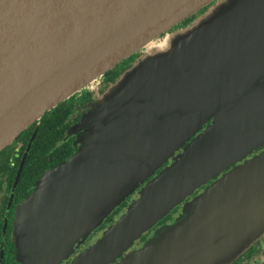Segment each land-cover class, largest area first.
<instances>
[{
  "label": "water",
  "instance_id": "water-1",
  "mask_svg": "<svg viewBox=\"0 0 264 264\" xmlns=\"http://www.w3.org/2000/svg\"><path fill=\"white\" fill-rule=\"evenodd\" d=\"M214 1L0 0V153L46 113L142 54L80 121L79 129L87 134L78 152L47 171L19 205L13 237L22 264L68 259L138 191L140 197L71 263L112 264L194 189L264 143L254 144L264 131L246 141L254 144L249 151L239 146L247 139L238 140L242 132L221 137L229 124L253 125L238 108L216 115L229 102L254 99L241 94L254 81L242 79L243 68L233 62L260 53L248 71L264 61V47L242 49L246 42L264 41V0H223L195 24L172 32ZM215 61L221 66L190 78ZM222 76L230 81L218 87L230 92L209 97L206 87ZM255 93L253 102L258 101ZM212 118L213 126L190 142ZM187 142L181 156L192 150L196 165L169 176L182 163L166 166L170 156ZM263 182L261 154L211 184L200 207L186 206L181 223L158 229L126 261L234 263L264 237V194L256 190Z\"/></svg>",
  "mask_w": 264,
  "mask_h": 264
},
{
  "label": "flooded vegetation",
  "instance_id": "flooded-vegetation-1",
  "mask_svg": "<svg viewBox=\"0 0 264 264\" xmlns=\"http://www.w3.org/2000/svg\"><path fill=\"white\" fill-rule=\"evenodd\" d=\"M182 27H186V26L177 27V28L173 29L172 32H174L177 29H181ZM258 42H260V41H258ZM262 43H264V41H261V43H258V44H262ZM262 47H263V45H259L257 49L261 50ZM141 56H142V54L136 55V57L129 63V65L125 66L124 70L126 71V69H129L130 67H132L137 61H139L141 59ZM254 61L255 60L252 61V60H244L243 59L242 61L233 62L234 64L237 63L238 66L243 68V70L241 72V75L244 74L242 79L254 81L252 83L250 81H248L246 90L241 92V94H243V95L248 93L247 94L248 96L251 95L250 99H252V98H254V99L250 102L238 101V102H236L235 105L230 104L231 102H229L224 107H218L219 109L216 112V115L219 116V115H221V112L225 111V112L232 113L231 110L238 108V113L242 115L241 116L242 118L248 119L251 122H253V125L250 128H245V127L240 126V125L233 126V125L229 124V125H227L226 128H224V132L221 134V137L224 134H226L228 137L231 138V137H233V134L232 135L229 134L231 131L242 132L244 135L239 136L238 140L240 138H241V140L242 139L244 140L245 136L247 137V139L245 141H241L239 146L242 144L243 145L245 144L243 146V148H244V150H247V151H249V149L254 144L259 143L261 138L264 137V134L261 135L259 140L257 142H255L254 144L252 142H246V141H250L254 136H256L259 133H263V131H264V110L262 109V108H264V61H262V63L261 62L258 63V65L254 69H252V70L249 69L247 71V69L249 67L251 68V66L256 63ZM225 65H228V63L225 62ZM124 70L120 73L119 77L123 74V72H125ZM244 70H245V72H243ZM119 77L117 76L114 79H108L106 76H104L95 85V89H91L88 87V88H85L84 90H82L80 93L74 95V97H73L74 101L69 103V107L67 109H65L66 111H68V113L70 115L68 118V122H66V124H64V126L67 127L66 133H65L64 137L60 138L61 141L55 147L54 151H56V150L62 151V153L64 154L65 153V147L62 149H59V148L63 147L62 145L67 143L73 149V153L69 156L68 159H70L72 156H74L78 152V150L82 146V142L84 140V137L87 134L86 129H79L78 126H79L80 121L83 119V117L86 114L89 113V111L92 109V107L98 101L99 96L102 95L110 85L115 83ZM212 80H214V78ZM226 81H228V82L230 81L229 78L227 79V76L220 77L218 79V86L219 85L222 86V84ZM218 86L217 87L213 86L211 88V91L209 93L210 94L209 97H213V98L216 96L220 97V92H230V90L228 88L218 87ZM237 87H239V85ZM252 91L256 92L255 94H256V97L258 98L257 102H253L255 100V97L252 95ZM214 103L223 104L225 102H223V103L222 102H214ZM251 107H252V109H251ZM69 110H70V112H69ZM214 121H215V118H212L210 121H208L205 124L204 128L200 129L191 138L190 142H192L195 137H198L202 133H204L203 131H206L211 126H213ZM39 126H40V123H37L35 125L34 132H35L37 127L39 129ZM34 132H33V134H34ZM33 134H32V136H33ZM70 134H72V135L70 136ZM32 136H31V138H32ZM31 138H30V140H31ZM30 140H29V142H30ZM29 142H28V144H29ZM262 142H264V140H262ZM14 143L12 145H14ZM28 144H27V147H28ZM22 147H23L22 142H18L17 145H15V149H14V151L11 152V154L9 155V158L8 157L4 158V159L8 158L7 164L4 163V159L2 160L0 158V264H22L20 262V259L18 256V247L16 245V239L13 237L16 212H17L19 205L29 196V192L31 191V189H33V190L35 189L36 182L41 178L42 175H44L49 169H51V168H45L46 171L44 173H42L39 176V178H37L38 177L37 176L36 180H34V177H35V175L38 174L37 172L33 173V177L25 178L27 180L24 181V169H25L24 167H25V164L27 162V159H28V156L30 153L29 152L27 155V159L25 161L24 167L21 171L20 177H19V179H17L18 173L20 170V164H21V161L23 160V157H24V155L26 153V149H27V147H26L25 151L21 155ZM31 148H32V146H31ZM252 149H253V147L251 148V150ZM30 151H31V149H30ZM263 151H264V143L262 145H259L257 148H254L252 151V154L247 155L243 160H241L240 162L230 166L229 169L224 170L223 172H221V174L219 176H217L213 180L209 181L205 186L202 187L203 191L205 190L204 188L208 187L213 182L222 178L223 175L228 173L230 170H232L236 166L242 165L245 161H248V160L252 159L253 157L260 155ZM1 153H0V155H1ZM55 158H57V157H55ZM18 159H20V163L18 166H16L15 162ZM68 159H66V160H68ZM169 164H171V163L168 162L166 165H169ZM39 169L41 170V168H39ZM29 183L32 184V186H29ZM24 187H25V190L23 189ZM203 191L202 190L196 191V195L201 194V192H203ZM139 197L140 196L138 195V191L133 193L130 197H128L126 199V201H124L114 211L122 212L119 215V216H121L127 210L128 206L131 204V202L133 200L138 199ZM169 219H170V215L168 217H166L163 221L158 223V225L155 226L151 231L146 233L143 236V238L135 244V248H133L132 249L133 251L131 250V252L140 250L144 246V244L146 242H148L154 236L155 231L159 227H161L162 225H165V224L172 223V221L170 222ZM172 219H173V217H172ZM108 227H109V225L101 231H105ZM96 231L89 237V239L87 240V242L84 245H82L79 249L76 250V252L73 255H71L68 259H65L64 261H62L60 264H71L72 261L77 257V255L80 252H82L84 249H86L89 245L93 244L99 238V237L97 238V232ZM239 258L240 259L242 258V260H240V261L244 264H259V263H261V260H263V258H264V237H262V240L260 239V241L259 240L256 241L253 244V248L250 251L248 250L247 252H245Z\"/></svg>",
  "mask_w": 264,
  "mask_h": 264
},
{
  "label": "trees",
  "instance_id": "trees-1",
  "mask_svg": "<svg viewBox=\"0 0 264 264\" xmlns=\"http://www.w3.org/2000/svg\"><path fill=\"white\" fill-rule=\"evenodd\" d=\"M205 8L201 12H199L197 15L189 18L188 20L181 23L179 26H187L190 24L195 17H198L199 15L203 14L206 10ZM176 27V28H177ZM138 55V54H137ZM136 57L132 56L129 59L123 61L121 64H119L117 67L112 69L110 72H108L105 76L108 79H114L117 76L119 77L120 73L124 70L126 65H129V63ZM127 70V69H126ZM125 71V70H124ZM124 73V72H123ZM80 93V92H79ZM74 97V96H73ZM71 97L66 102L62 103L61 105L54 108L52 111L45 114V116L38 122L40 123L39 129L37 131L36 138L32 144L31 151L29 153L27 162L25 164L24 169V181L27 180L25 178L33 177V173L37 172L38 174L35 175L34 180H36V177L39 178V176L46 171L45 168H53L60 163L66 161V159L69 158V156L73 153V149L69 146V144L65 143L62 145L63 147H60L59 149H62L65 147V153L63 154L62 151H54L55 147L60 143L62 137H64L66 133V122H68L69 113L65 109L69 107V103L74 101V98ZM70 112V110H69ZM37 124V123H36ZM31 126L28 130H26L20 137L17 139V141L14 143V145L7 147V149L1 153L0 158L3 160L5 157L9 158V155L12 151L15 149V145H17L18 142L23 143V147L21 149V155L25 151L27 144L34 132L35 125ZM57 157V158H55ZM7 159H4V163L7 164ZM69 160V159H68ZM20 163V159H18L15 162V165L18 166ZM41 168V170L39 169ZM50 170V169H49ZM48 170V171H49ZM43 176V175H42ZM41 176V177H42ZM23 181V182H24ZM37 183V182H36ZM29 186H32V184L29 183ZM36 187V185H35ZM25 190V187L23 188ZM33 189L29 192V195H31L33 192ZM122 212L113 211L112 214L109 216V218L105 221L103 224V227L97 229V234L106 228L108 225L110 226L113 224L120 216ZM240 260L242 258L237 259L232 264H244ZM264 261L261 260V262Z\"/></svg>",
  "mask_w": 264,
  "mask_h": 264
},
{
  "label": "rangeland",
  "instance_id": "rangeland-1",
  "mask_svg": "<svg viewBox=\"0 0 264 264\" xmlns=\"http://www.w3.org/2000/svg\"><path fill=\"white\" fill-rule=\"evenodd\" d=\"M223 0H216V1H214V3H212L209 7H208V9L203 13V14H201L199 17H195V19L190 23V24H188V26L189 25H193V24H195L196 22H198L206 13H207V11H209L210 9H215V8H217V7H219V5H220V3L222 2ZM188 26H186V27H182L181 29H187L188 28ZM181 29H177V30H175L174 32H178L179 30H181ZM173 32V33H174ZM256 46H259V44H258V42H246V45H244L243 47H242V49H246V48H254V47H256ZM263 47H264V45H263ZM264 49V48H263ZM260 53H256V54H251L250 53V55H248V57H244V60H251L252 58H254V56L255 57H257L258 55H259ZM236 55H238V54H236ZM240 56V55H239ZM239 56H237V57H239ZM224 59H226V57L224 56ZM226 61V60H225ZM225 63V62H224ZM219 66H221V62L220 61H215V62H213L211 65H210V67H208V66H204V67H202L201 69H198V70H196V72H194L191 76H190V78H192V77H194V76H200V74L201 73H205V72H208V71H210V70H212L213 68H215V67H219ZM259 70V69H258ZM218 79L219 78H215L214 80H212V82L210 83V86H208V87H206V90H205V88H204V90H205V92H207L208 93V91L210 90L211 91V88L214 86V87H216V86H218ZM204 126H205V124L201 127V129L202 128H204ZM206 131H208V129L206 130ZM206 131H203V132H206ZM203 134V133H202ZM201 134V135H202ZM216 137V136H215ZM214 138V137H213ZM212 138V139H213ZM262 140H264V137L263 138H261V140L259 141V142H262ZM189 144V142H187L186 144H185V146H183V147H181V149L180 150H175L174 152H173V156H170V159L168 160V162L169 163H177V162H179L180 160H182V163H180L179 165H175V169L169 174V176L171 175L172 177H174L175 175H182L183 173H185L186 171H188L189 170V168H193L195 165H196V162H195V159H194V153H193V151L192 150H190V152H189V154H188V156H184V157H182L181 155H184V154H186V152H187V150L185 149L186 147H187V145ZM262 155L264 154V151L261 153ZM260 154V155H261ZM161 156V155H160ZM259 156V155H258ZM180 157V158H179ZM256 157V156H255ZM255 157H253V158H255ZM252 158V159H253ZM252 159H250V160H252ZM171 164H169V166H170ZM167 166V165H166ZM169 176L165 179V181H167V182H169L170 180H171V178H169ZM164 181V180H163ZM214 183V182H213ZM212 183V184H213ZM264 183V182H263ZM205 186V185H204ZM210 186V185H209ZM209 186L208 187H206V188H204L205 190L203 191V189H202V187L201 188H196V189H194V193L190 196V195H188L187 197H186V199H185V201H181L180 203H178V204H176V210L174 211H172L169 215H170V219H169V221L171 222L172 221V223H170V224H165V225H162L161 227H169V229L170 228H172V227H174L175 225H177V224H179V223H181V216H182V214H183V212H185V210H184V208L186 207V206H194V205H198L199 207H200V201L203 199V197H205V195H206V193H207V191H208V189H209ZM255 188H256V186H255ZM198 190H202L203 192H201V194H199V195H196V191H198ZM256 190H259V191H261L263 194H264V184H260L259 186H257V189ZM256 194V192H254L252 195H250V197H254V196H256L255 195ZM263 194H262V196H260L261 198L263 197ZM179 207V208H178ZM202 208L203 209H207L206 207H203L202 206ZM182 210V211H181ZM178 213V214H177ZM177 214V215H176ZM200 213H197L196 215H199ZM172 217H173V219H172ZM174 220V221H173ZM157 226V225H156ZM161 227H159L158 229H160ZM99 229V228H98ZM157 229V230H158ZM169 229H168V231H169ZM157 230L155 231V233H154V236H157L156 235V232H157ZM104 234V231H101V232H99L98 234H97V238L99 237H101L102 235ZM145 235V234H144ZM143 235V236H144ZM159 236V235H158ZM263 237V236H262ZM262 237H259V238H257L256 239V241H260V239L262 240ZM98 238V239H99ZM143 238V237H142ZM141 238V239H142ZM153 238V237H152ZM140 239V240H141ZM164 240V238L162 237V239H160V241H163ZM139 241V240H138ZM138 241H136V243L138 242ZM135 243V244H136ZM147 243V242H146ZM146 243L144 244V246L146 245ZM254 244V243H253ZM253 244H251V247H249L248 249H247V251L249 250H251L252 248H253ZM92 245V244H91ZM90 246V245H89ZM88 246V247H89ZM75 248V247H74ZM133 248H135V245L133 246V247H131V249H129V251H127L124 255H122V256H120L119 258H117L112 264H128V262L126 261L127 260V257H128V255H130V254H132V253H134V252H131V250L133 249ZM87 249V248H86ZM85 250V249H84ZM83 250V251H84ZM133 251V250H132ZM246 251V252H247ZM81 253V252H80ZM79 253V254H80ZM74 254V253H73ZM72 254V255H73ZM78 254V255H79ZM77 255V256H78ZM75 260V259H74ZM73 260V261H74ZM72 261V262H73Z\"/></svg>",
  "mask_w": 264,
  "mask_h": 264
},
{
  "label": "built area",
  "instance_id": "built-area-1",
  "mask_svg": "<svg viewBox=\"0 0 264 264\" xmlns=\"http://www.w3.org/2000/svg\"><path fill=\"white\" fill-rule=\"evenodd\" d=\"M89 88H91V89H95V85H90V86H88ZM87 87V88H88Z\"/></svg>",
  "mask_w": 264,
  "mask_h": 264
}]
</instances>
